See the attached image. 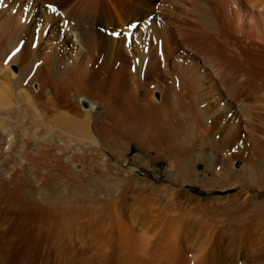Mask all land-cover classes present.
I'll return each mask as SVG.
<instances>
[{
    "label": "rangeland",
    "instance_id": "rangeland-1",
    "mask_svg": "<svg viewBox=\"0 0 264 264\" xmlns=\"http://www.w3.org/2000/svg\"><path fill=\"white\" fill-rule=\"evenodd\" d=\"M79 1L80 0H0V17H4L6 13H10L14 16L15 20L13 19V21L16 25H19L20 28L21 26L28 28L27 31L31 35L29 37V39H31L28 40L29 44H32L30 45V50L32 52L34 51L33 56L35 55L36 59L34 65L37 66L39 63H42V59L46 57L45 55H49L53 52L58 59L57 65L54 67L62 71L64 75H67L74 65H78L79 61L86 59L85 54L87 50L76 41L74 37L76 35L72 33L73 30H75L79 34L78 30L75 28L77 26L76 19L70 18L68 15L70 11L68 14L67 12H62L65 8L73 5V3H80ZM94 1L96 8L91 15L85 18L89 23H83L81 27L91 28L90 26H92V30L98 34L92 42L94 43L92 46L94 45L93 48L96 50L92 52L94 54L91 55L90 58L92 60L89 64L90 69H95L96 67L95 71L98 74L97 78H99V75L104 71V69H102L103 57L108 48V41L111 40L121 44V53L124 57L126 56L129 58L131 55L136 57H134L135 59L129 58V69L135 74L137 68L140 67L139 76L141 81L144 80L147 63L149 62L148 59H150L151 56L158 62V68L161 73L160 80L167 85H172L176 89L179 87V80L175 75V65L182 66L181 68L189 66H197L201 69L204 68L203 64L197 62V55L201 49L200 46L198 48V45H201V43L199 42L198 45H195V48L194 40L196 39H190L188 33H184V35L181 33L183 30H188L192 23V19L189 17V15H192L193 11L191 0H148V4L147 0H130L129 2L127 0ZM131 1L132 4H130ZM142 1H144V3ZM173 1H176L174 2V4L176 3L175 5H172ZM67 4L69 6H66ZM179 5H182L181 7L183 10ZM183 5L185 7H183ZM61 6L64 7V9L61 8ZM188 10L190 13L187 12ZM105 12L106 14H104ZM170 13L172 16H169L171 15ZM45 14H47V16ZM60 14H65L64 17H66L64 18L63 15ZM109 14L110 16H108ZM48 16L52 17V23L46 20ZM119 16L127 21H125V25H119ZM180 17L181 19H179ZM183 17L185 18L183 19ZM234 17L233 14L232 19L226 23L222 20L227 30L226 38L232 37L228 39V43H235L236 49H239L240 54L242 53L243 55L242 57V55L239 54V58H243L242 60L243 62L245 61V65L247 64L249 66L252 64L259 68L264 67V50L262 51V49H260V52L263 53H261V56L259 49L257 50L259 54H257V51L255 52L248 47L245 48L244 45L246 46V42L248 41L250 43L251 41L253 42V40H250L248 36L246 37L249 40H245V36H241L242 34L240 33L231 32L228 28L235 22ZM182 20L184 22H182ZM48 23H50V25ZM178 24L180 28L184 25L186 28L182 27L180 29ZM131 25H135V27H130ZM177 29H179L181 34ZM231 39L235 41L233 42ZM236 43L240 46L236 45ZM244 51L248 53L251 51L252 54H248L247 52L243 53ZM229 52L231 51L228 50V53ZM236 52L237 51L233 49L231 53L237 54ZM218 54L223 57L220 53ZM259 63L263 64V66L259 65ZM16 67L15 64H10L11 70L15 73L18 72V67ZM66 69L67 71H65ZM44 74L48 75L45 71ZM98 80H96L97 85H94L96 87L89 86V91L93 92L92 95L91 92L86 89L82 92L91 98L81 93L79 96L73 98L76 110L82 111L83 114L87 116L84 117L87 121L89 133L87 131L86 133L77 130H64L63 126L61 128L55 122L54 117L58 114L70 116L74 113L68 107L60 103V96L58 98H52L53 96H50L51 94L48 89L45 90L42 98L39 99H31L30 101L25 99L22 101L23 98H19L20 101H18V98L14 99L16 101L13 100L14 103L11 104V107L14 106L11 112H9L10 107L7 112L4 108L2 110L0 109L2 112L0 114V211L2 212H0V264H58V262L62 264L60 258H55V253H59L56 248L59 247L53 246L54 242H58L59 244L62 243V237L65 239L64 242L68 244V249H71L68 250L66 248V251L74 252L72 250L76 249L78 255L81 257H91L90 259L94 260L106 258L110 261V264H138L140 259H151L167 254L169 253V249L174 248L171 245L177 242L168 243L166 240L169 237L177 235L176 222L173 221L175 220L174 216L176 218L179 211L181 212L182 210V214L188 217L187 220H189V222L192 220V223H190L195 226L194 232L196 233L192 232L194 234L193 237H196V243H198L195 246L201 248L199 250H202V254L207 252L209 256H211L210 254L213 253L218 264H243L246 262L248 264H264V250L257 251L255 249L259 244L262 242L264 243V235L263 241L259 243L257 234L255 231H252L250 234L251 237L249 236L247 240L249 243L252 242L247 249L249 252L246 251L244 258L238 259L235 247L233 249L234 243L233 241L231 242L233 238L229 239L231 235L229 234L230 230L239 229L243 227V225L245 226V223H248L251 218L250 215L257 207L260 206L259 209L264 211V202H261L264 201V154L258 152L257 155H255L256 158L253 160L257 170L255 172L249 171V173L248 170L244 169L243 172L240 171L234 178L227 177L225 179L213 177L211 174H198L197 176L187 175L186 178L179 179L181 175L179 173H174L175 170L168 165L165 158L159 157L157 155L158 153L155 154L154 150L144 153L138 144V140L131 139V141L128 142L119 138H109V145H107L106 141L105 143L100 141L101 139H99V136L93 131L92 121L94 115L99 113L102 109L101 106L104 99L101 94L105 96L110 85L106 82L102 84L100 78ZM31 83H33L31 84V89L34 92L37 91L38 82L33 80ZM152 85L153 84H146V87L152 88ZM96 88L98 90H96ZM136 93L138 96L143 95L141 85ZM155 95L158 96V93L155 92ZM48 99H51V103L46 102ZM38 100L45 102L38 103ZM21 105L24 107H21ZM84 110L88 113L84 112ZM3 111L6 115H2ZM7 114L11 119L7 118ZM81 117H83V115L79 118ZM11 121L13 122L11 123ZM15 123H18L17 126H15ZM3 124L6 125V129ZM3 130L5 134H2ZM66 131H68L69 134ZM70 132L72 133L70 134ZM75 133L78 135L82 133L79 136L83 135L86 138L85 140L88 141L87 144L91 146L86 145L84 139V142H82L79 136L72 135ZM43 138L47 139L44 140ZM48 139H50V141ZM93 141L95 143H93ZM142 141L144 140L139 138V142L141 143ZM75 142L77 144H75ZM47 143H50L52 146L50 144H48L50 147L44 146L47 145ZM54 144L56 146H53ZM242 146H244V149H239V147H237V149H239L237 153L240 155L242 152L248 150L247 144H242L240 147ZM256 147L258 148V145H256ZM25 148L27 150H25ZM18 154H21V156ZM23 157L28 161L23 160ZM78 157L79 159H77ZM34 158L36 159L34 160ZM38 158L40 161L37 160ZM75 159L78 161H75ZM234 162L238 167L242 164L240 158L234 159ZM20 169L22 170L20 171ZM198 170H203V166L199 165ZM23 173L25 176H23ZM25 173H27V176ZM254 176L255 179L252 178ZM250 182L252 184H250ZM22 186L25 188L22 189ZM24 194L25 197L29 196L31 200L27 201L23 197ZM190 196L196 199L189 200ZM197 199L200 201H197ZM235 199H238V203L236 202V204L234 202ZM244 202L246 203L245 205ZM259 202H261L260 204H262V206ZM233 205L236 206L234 207ZM249 207L250 209L248 210ZM13 209L15 211H13ZM187 210L189 212H187ZM236 211L238 213L240 212L239 215L241 217L236 215ZM17 212L19 215L16 214ZM172 212L175 214H171ZM188 214L191 216L189 217ZM193 215H195V217ZM60 221L64 222V231L59 234L57 231V224ZM235 225L236 227H234ZM223 230L226 232H223ZM206 231L209 234L206 233ZM159 236H163V239L158 240ZM199 236L201 238H199ZM204 236L206 238H204ZM56 238L57 240H55ZM246 239L247 238H245V241ZM181 240L183 241V239ZM202 240L203 244L201 243ZM214 242H219L218 248ZM123 244H126V246ZM185 245L186 243L182 242L179 248L180 251L184 252V255L186 253L184 260L187 258L189 261L195 262L194 253H196V251L192 249L194 247L188 245L189 248L187 249ZM63 249L65 250L64 247ZM210 249L211 253L208 252ZM227 253L231 257L228 256ZM56 259H58V262H56ZM210 259L212 260V257H210Z\"/></svg>",
    "mask_w": 264,
    "mask_h": 264
},
{
    "label": "bare ground",
    "instance_id": "bare-ground-1",
    "mask_svg": "<svg viewBox=\"0 0 264 264\" xmlns=\"http://www.w3.org/2000/svg\"><path fill=\"white\" fill-rule=\"evenodd\" d=\"M58 1H60V0H58ZM93 1L92 0H80L79 1L80 3L75 2V3H73V5H70V7L65 8L64 11L61 10L63 13L67 12V14L70 11L68 14L70 16V18L72 17V18L76 19L77 26L75 28H76V30H78L79 34L75 30H73L72 33H74L76 35V36H74L76 38V41L79 42L81 44V46L85 47V49L87 50V51L84 50V51H86V54H85L86 59L79 61L78 65H74L72 67L71 71H69V74H67V75H64L62 71H59V69L55 68L57 65L58 59H57V56L55 55V53H53V52H51V54H49V55H45L46 57H44L42 59L43 60L42 63H39V65H37V66L34 65L36 63V59H35V55L33 56L34 51L32 52L30 50L31 49L30 45H32V44H29V40L31 39V38L29 39V37L31 35L27 31L28 28L27 27L24 28V26H21V28H20L19 25H16L15 22L13 21V19L15 20V18L10 13H6L5 14L6 16L0 17V63H1L0 64V109L2 110L4 108L5 111L7 112L9 110V107H10L9 112H11V110L14 107V106L11 107V104L14 103L13 102L14 99L23 98L22 101L24 99L27 101H30L31 99L34 100L36 98L39 99V98H42V95L44 94L45 90L48 89V91H50V94H51L50 96H53L52 98H56V97L58 98L60 96V100H61L60 103H62L63 106L68 107L74 113L73 115H70V116H67L65 114H58L54 117L55 122L61 128L63 126L64 130H69V131L70 130L71 131L77 130L79 132H86V131L88 132L87 121L85 118L87 116H85L82 111L76 110L73 98L79 96L80 93L86 97H90V96H87L85 93H82V92L85 89L89 91V86L96 87V86H94V85H97L96 80H98L100 78L102 80L101 83L102 84H104L105 82L108 83L110 85V88H108L109 90H107V93L105 96L103 94L99 93L103 96L104 101H103L102 106H101L102 107L101 111L99 113H96L93 117L94 119L92 121V128H93V131L96 132V135L99 136V139H101L100 141H103V143H105V141H106L107 145H109L108 144L109 138H119V139H122V140L128 141V142L131 141V139L132 140L133 139L138 140V144L144 153H146L150 150H154L155 154L158 153L157 155L159 157L165 158L168 162V165L172 169L175 170L174 173H179L181 175L179 179L186 178L187 175L188 176H191V175L197 176L198 174H205V175L211 174V175H213V177L225 179L227 177H229V178L233 177L234 178L235 175H237L240 171L243 172L244 169L248 170V172L249 171L250 172L257 171L256 166L254 165V161H253L256 158L255 155H257L258 152H261L264 154V67L259 68V67L252 65V64L249 66L247 64H246L247 66L245 65V63H244L245 61L243 62V60H242L243 55H242V53L240 54L239 49L238 50L236 49L235 43L234 44L228 43V39H230L232 37L226 38V31L227 30L225 29V25L222 22V20L226 23L232 19V15L234 14L235 22L232 24L231 27H228L230 29V31L235 32V33H240V34H242L241 36H245V37L248 36L250 40H253V42L251 41L250 43L247 41L246 42L247 44L244 42L246 44V46L244 45L245 48L248 47L255 52L258 49H259V52H260V49H262V51H263L264 50V0H210V1H208V0H191L192 1L191 6H193V11H192V15L191 16L189 15V17H191L192 23L191 24L189 23L190 27L189 28L187 27L188 30L182 29L183 31L181 33H183V35H184V33H186V34L188 33L190 39H192V40L196 39V40H194L195 41L194 47H195V45H198L199 42L201 43V45H198V48L200 46L201 49L197 55L198 56L197 62L203 64L204 68L201 69L197 66H189V65H188L189 67L181 68L182 66L180 67V66L175 65L174 66V69L176 72L175 75L179 80V87L177 89L174 88L172 85H167V84H165V82L160 80L161 73H160V69L158 68V62L153 56H151L150 59H148L149 62L147 63L148 65H147L146 73L144 75V80L141 81L140 76H139V73H140L139 68L140 67L137 68L135 74H134V72H132L129 69V58L135 59L136 57L132 56V55L129 58L126 56L124 57L121 53V44L117 41H114V40L108 41V48H107V51L105 50L106 53L104 54L103 63H102V69H104V71L103 72L101 71L102 74L99 75V78H97L98 74L95 71L96 67H95V69H90L89 64H90V61L92 60L90 57L92 54H94L92 52H94L96 50V49L94 50V48H93L94 45L92 46V44H94V43H92V42H93V40H95V38L98 34L92 30V26H90L91 28L81 27V25L83 23L88 22V21H86L85 18H87L88 15H91V13L96 8L95 7L96 5H94V2H96V1H94V2ZM127 1L129 2L130 0H127ZM142 2L144 3V1H142ZM168 2H170V1H168ZM174 2H176V1H173L172 5L176 4V3L174 4ZM113 3H114V1H113ZM65 4H66V2H65ZM130 4H132V1ZM147 4H148V0H147ZM163 4H165V3H163ZM187 4H191V3H187ZM138 5H140V4H138ZM151 5H152V3H151ZM66 6H69V5L67 4ZM143 6H144V4H143ZM99 7H101V6H99ZM183 7H185V6L183 5ZM61 8L64 9V7H62V6H61ZM166 8H167V6H166ZM112 9H113V7H112ZM144 9H146V8H144ZM109 10H108V12H109ZM182 10H183V8H182ZM187 12L190 13L189 10ZM163 13H164V11H163ZM104 14H106V12ZM218 14L220 15V17ZM45 15L47 16V14H45ZM60 15H63V14H60ZM64 15H63V17H64ZM94 15H95V13H94ZM140 15H142V14H140ZM108 16H110V14ZM120 16H119L118 23L120 26H123L126 24L127 21L120 18ZM169 16H172V14ZM174 16H176V15H174ZM180 16H183V15H180ZM184 18L185 17H183V19ZM55 19H53V20H55ZM59 19H61V18H59ZM142 19H144V18H142ZM179 19H181V17ZM46 20H48V22L49 21L51 22L52 17L48 16ZM67 20H68V18H67ZM175 20H178V19H175ZM36 21H38V20H36ZM56 21H57V19H56ZM64 22H65V20H64ZM76 22H75V24H76ZM109 22H110V20H109ZM182 22H184V21L182 20ZM187 22H188V19H187ZM48 24L50 25V23H48ZM176 24H177V22H176ZM181 25H182V23H181ZM56 26H58V25H56ZM110 27H111V25H110ZM146 27H148V26H146ZM182 27H185V25L181 26V28ZM175 28H178V27H175ZM175 28H173V29H175ZM179 28H180V25H179ZM141 29H143V28H141ZM177 31H179V29H177ZM59 32H61V31H59ZM166 32H168V31H166ZM179 33H180V31H179ZM179 33H178V35H179ZM156 34H157V31H156ZM153 37H155V36H153ZM35 39H37V38H35ZM104 39H105V37H104ZM240 39H242V38H240ZM244 39L247 40L248 38L246 37ZM101 41H104V40H101ZM241 41H243V40H241ZM160 44H161V42H160ZM239 44H241V43H239ZM236 45H238V44L236 43ZM36 46H37V44H36ZM238 46H240V45H238ZM95 48H96V46H95ZM233 49H234V51H237L236 52L237 54H234L235 52L231 53ZM228 50L231 51V52H229L230 54L228 53ZM125 51H127V50H125ZM251 51H249L250 53H248L247 51L246 52L248 54H252ZM246 52L244 51L243 53H246ZM98 53H99V51H98ZM218 53H220V55H222L223 57L219 56ZM261 53L262 52H260V55H261ZM45 54H46V52H45ZM95 54H96V52H95ZM239 54L242 55V57H241L242 59L239 58L240 57ZM257 54H259L258 51H257ZM83 55H84V53H83ZM249 56H251V55H249ZM143 57H145V56H143ZM246 58H248V57H246ZM99 59H100V57H99ZM97 60H96V62H97ZM244 60H245V58H244ZM260 61H262V60H260ZM257 62H256V64H257ZM12 63L18 67L17 73H15L13 70H11L10 64H12ZM259 65L263 66V64H261V63H259ZM137 66H138V64H137ZM257 66H258V64H257ZM44 71H45V73L47 72L48 75L44 74ZM65 71H67V69ZM45 75H46V77H45ZM146 79H148V80H146ZM33 80L35 82H38V84H37L38 90L35 92L31 89V84H33L31 82ZM146 84H153L151 86L152 88L146 87ZM140 85H141V88L143 89V95L142 96H138V94L136 93L138 88H140ZM32 87H33V85H32ZM101 88H103V87H101ZM91 89H93V88H91ZM96 90H98V89L96 88ZM89 92H91V91H89ZM155 92L158 93V96L155 95ZM92 93L93 92H91V95H92ZM94 100H96V99H94ZM14 101H16V100H14ZM18 101H20V99ZM43 102H45V101L38 100V103H43ZM46 102L51 103V99H48ZM17 104H14V105L18 106ZM22 106L23 105H21V107ZM82 109H84V108H82ZM1 110H0V114L2 113ZM84 112H86V110H84ZM86 113H88V112H86ZM4 114L5 113L3 111L2 115H4ZM82 115H83V117L79 118ZM7 116H8L7 118H9L8 114H7ZM9 119H11V118H9ZM29 119H30V117H29ZM2 121H5V120H2ZM30 121H28V122H30ZM12 122L13 121H11V123ZM15 122H17V121H15ZM18 123H19V120H18ZM17 124L15 126H17ZM32 124H33V122H32ZM3 125L5 126V129H6V125L5 124H3ZM1 128H2V126H1ZM46 130H48V129H46ZM7 132H9V131L7 130ZM66 132L69 134L68 131H66ZM3 133H4V130H3L2 134ZM71 133L72 132H70V134ZM9 134H10V132H9ZM81 134L82 133H79V135H81ZM72 135L73 136H79L77 133L72 134ZM27 137H30V136H27ZM79 137L81 138L82 142H84L83 139L84 140L86 139L83 135L79 136ZM13 138H15V137H13ZM139 138H141V140H144V141H142L140 143ZM28 139H30V138H28ZM45 139H47V138H45ZM48 140L50 141V139H48ZM88 140L90 142L89 138H88ZM23 142H25V141H23ZM87 142L88 141H86L85 144L91 146L90 144H87ZM91 142H92V140H91ZM93 143H95V142L93 141ZM48 144H50V143H47V145H44V146L48 147L49 146ZM55 144L53 146H56ZM75 144H77V143L75 142ZM99 144H102V143H99ZM242 144H247L248 150L242 152L240 155L237 152H239V149H244V146L240 147ZM256 145H258V148L256 147ZM10 147H8V148H10ZM237 147H239V149H237ZM25 150H27V149L25 148ZM234 153H236V154H234ZM18 155L21 156V154H18ZM18 155H17V157H18ZM22 155H23V153H22ZM236 158H240L242 160V164L239 167L234 162V159H236ZM21 159H22V157H21ZM35 159L36 158H34V160ZM77 159H79V157ZM23 160H26V159H24V157H23ZM37 160L40 161L39 158ZM42 160H43V158H42ZM26 161H28V160H26ZM75 161H78V160L75 159ZM10 162H11V159H10ZM27 164H28V162H27ZM42 164H43V162H42ZM46 164H47V162H46ZM199 165L203 166V170H201V171L198 170ZM23 168H25V167H23ZM21 170L22 169H20V171ZM263 170H264V168H263ZM18 172H19V170H18ZM25 174L27 176V173H25ZM23 176H25L24 173H23ZM255 176H256V174H255ZM255 176L252 178L255 179ZM25 178H24V180H25ZM21 179H23V178H21ZM235 180H237V179H235ZM28 181H29V179H28ZM22 182H23V180H22ZM25 183H26V180H25ZM250 184H252V183L250 182ZM23 188H25V187L22 186V189ZM18 189H20V188H18ZM169 193H170V191H169ZM243 193L246 194L245 192H243ZM167 194H168V192H167ZM19 195H22V194H19ZM23 197L27 201L31 200L29 198V196L25 197V194ZM240 197H241V195H240ZM20 199H22V198H20ZM192 199H196V198L190 196L189 200H192ZM243 199H245V198H243ZM237 200L236 199L234 200L235 204H236V202L238 203ZM245 200H247V199H245ZM197 201H200V200L197 199ZM261 202H264V201H261ZM261 202H259V204ZM245 204L246 203L244 202V205ZM259 204H258V206H259ZM255 205H257V204H255ZM260 205L262 206V204H260ZM180 207H181V205H180ZM259 207H257V209H255L254 211L252 209L253 213L251 211V213H252L250 215L251 218L248 221V223H245L246 224L245 226L243 225V227H241L239 229L230 230V232H229V234H231L229 239L233 238L231 240V242L233 241L234 246L231 242L230 243L232 244L233 249L235 247L237 259L242 258V257L244 258L245 252L247 251L248 247L252 243V242L251 243L247 242L248 237L250 236L252 231H255V233L257 234V236H258L257 238L259 239V243L263 241L264 211L262 209H259ZM249 209H250V207L248 208V210ZM13 211H15V210L13 209ZM161 212H162V210H161ZM173 212L171 214L176 213V208H175V213H173ZM182 212H183V210L181 212L179 211L178 216L176 214V216H177L176 218L174 216L175 220L173 222H176L177 235H174L173 237H169L166 240V242H168V243L177 242L176 244L171 245L174 248L169 249L168 250L169 253H167V254H163V255H160L157 257H153L151 259H140L138 264H184V263H187V264H218L217 259H215V257H214V254L211 253V249H210V251H208L211 253L210 254L211 256H209V254L207 252L202 254V252H201L202 250H199L201 248L195 246L198 244V243H196L197 242V240L195 239L196 237L194 238L193 237L194 234L192 233V232H194L195 226L191 224L192 220L190 221L191 222L190 223L189 220H187L188 217L185 216L184 214H182ZM187 212H189V211L187 210ZM192 213H190V214H192ZM239 213L237 212L236 215H239ZM16 214H18V212ZM12 216H13V214H12ZM188 216H189V214H188ZM193 216L195 217V215H193ZM7 219H8V217H7ZM228 219H229V216H228ZM104 221H103V223H104ZM245 221H247V220H245ZM63 226H64L63 221L58 222L57 231L59 234L62 231H64ZM227 227H229V226H227ZM234 227H236V225ZM107 229H109V228H107ZM196 229H197V226H196ZM1 231H2V229H1ZM224 231L225 230H223V232ZM210 232H211V230H210ZM194 233H196V232H194ZM206 233H208V232L206 231ZM208 234H206V235H208ZM210 234H212V233H210ZM227 234H228V232H227ZM205 236H204V238H206ZM209 237H210V235H209ZM211 237H213V236H211ZM62 238H63L62 243H60V244L58 242L53 243L54 247H59V248H56V250L59 253L58 254L55 253V258L56 257L60 258V261H62V264H73V263H75V264H110V261L106 258L94 260V259H90L91 257L90 258H86L84 256L81 257L78 255V252L76 249L72 250L74 252H67L66 250L68 249V247H67L68 244H66L64 242V240H65L64 237H62ZM199 238H201V237L199 236ZM245 238H247L246 241H245ZM162 239H163V236L158 237V240H162ZM181 239H183V241ZM209 239H208V241H209ZM55 240H57V238ZM251 240H252V238H251ZM59 242H60V239H59ZM182 242L186 243L185 248L187 247V249L189 248L188 245H192V247H194L192 249H194V251H196V253H194L195 262L189 261L187 258H186V260H184L186 257V253L184 255V252L179 250L180 244ZM211 242H212V240H211ZM201 243L203 244V240ZM262 243L259 244L258 247H255V249L257 251H263L264 250V245H263L264 243L263 244ZM215 244H216V247L219 246V242H216ZM123 245L126 246V244H123ZM63 247L65 248V250L63 249ZM68 250H71V249L69 248ZM208 250H209V248H208ZM182 252H183V254H182ZM247 252H249V251H247ZM227 255H228V253H227ZM228 256H230V255H228ZM75 257H78V258H75ZM210 257H212V260L210 259ZM57 260L58 259H56V262H58ZM248 261H249V259H248ZM58 264H59V262H58ZM240 264H242V263H240ZM243 264H248V263L246 262Z\"/></svg>",
    "mask_w": 264,
    "mask_h": 264
},
{
    "label": "snow or ice",
    "instance_id": "snow-or-ice-1",
    "mask_svg": "<svg viewBox=\"0 0 264 264\" xmlns=\"http://www.w3.org/2000/svg\"><path fill=\"white\" fill-rule=\"evenodd\" d=\"M130 27H135V25H131Z\"/></svg>",
    "mask_w": 264,
    "mask_h": 264
}]
</instances>
